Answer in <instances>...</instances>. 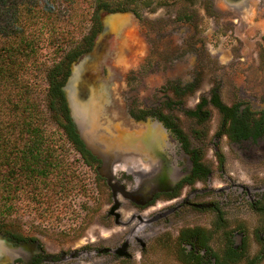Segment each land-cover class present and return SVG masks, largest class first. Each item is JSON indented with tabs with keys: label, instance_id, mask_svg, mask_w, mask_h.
<instances>
[{
	"label": "rangeland",
	"instance_id": "obj_1",
	"mask_svg": "<svg viewBox=\"0 0 264 264\" xmlns=\"http://www.w3.org/2000/svg\"><path fill=\"white\" fill-rule=\"evenodd\" d=\"M146 2L138 7L140 18L132 11H100L102 29L94 47L74 62L68 81L81 135L104 161L105 178L81 161L70 143L67 157L76 161L85 190L53 194L42 207L23 196V211L0 217V232L35 238L49 255H62L61 264H117L95 240L108 237L114 248L139 219L149 233L147 246L132 247L134 257L121 262L183 264L177 256L178 232L214 228L217 217L210 203L219 202L226 226L237 230L233 242L246 235L249 254L260 253L264 264V135L232 140L219 108L210 101L196 107L200 98L217 94L227 106L264 108V0ZM175 14H189L193 22L176 24ZM44 106L53 130L55 114L46 100ZM162 113L178 119L189 149L157 120ZM192 151L199 174L207 175L203 182L181 183L185 197L161 208L169 198L160 193L153 203L159 207L140 215L156 192L176 188L189 175ZM222 184L230 189L227 195L216 192ZM142 231L139 227L138 234ZM223 234L215 236V247L224 243ZM86 244L92 245L89 252L80 247Z\"/></svg>",
	"mask_w": 264,
	"mask_h": 264
},
{
	"label": "trees",
	"instance_id": "obj_2",
	"mask_svg": "<svg viewBox=\"0 0 264 264\" xmlns=\"http://www.w3.org/2000/svg\"><path fill=\"white\" fill-rule=\"evenodd\" d=\"M146 1L0 0L1 218L22 212L23 196L42 207L53 201V194L85 190L76 161L67 157V146L71 143L80 160L91 168L100 159L84 141L72 116L66 86L73 64L93 49L102 29L101 10L132 11L140 18L138 7ZM43 99L56 117L53 130L49 128ZM213 103L229 121L232 140L257 139L264 133V112L241 117L236 106H227L218 95ZM148 113L147 110L141 118ZM158 117L180 134L189 149L181 126L174 127L175 122L170 124L163 113ZM216 231L201 226L188 228L180 244L192 236L198 251L185 252L182 247L179 258L187 264H261L260 253L249 254L247 240L235 247L231 231L226 233L222 246L212 247L211 242L219 234Z\"/></svg>",
	"mask_w": 264,
	"mask_h": 264
},
{
	"label": "flooded vegetation",
	"instance_id": "obj_3",
	"mask_svg": "<svg viewBox=\"0 0 264 264\" xmlns=\"http://www.w3.org/2000/svg\"><path fill=\"white\" fill-rule=\"evenodd\" d=\"M174 17H175V20L177 21L176 24H179V25H181V24H189L190 22H193V17L190 16L189 14H184V15L175 14ZM193 36H195L194 33H193ZM197 41L195 43H193V46L197 43ZM197 57H198V55L196 54V59H197ZM215 95H217V94H214L213 96H211L208 99L206 98L207 100L204 99V98H202V99L200 98L199 101H198V104L196 106L197 109H200L201 106L204 105L207 101H210L211 103H213V98L215 97ZM70 106H71V104H70ZM233 106H236V105H233ZM236 107H237V110L239 111L241 117L242 116L243 117L244 116H249L250 115L249 113H251V112H257V115L260 116L261 113L264 112V108H260L259 111H255V110H252L251 108H248V107L247 108H242L241 105L236 106ZM71 111L73 112L72 107H71ZM164 116H165L166 120L170 124H172L173 121L175 122L176 126H174V127H180V124L177 122L178 119L175 116H170L169 114H164ZM157 120H159L163 124L165 129L170 131L173 134V136L180 141V143L182 144V146L186 150V147H185V144H184V139L182 137H179L180 134L178 136L177 135L178 132L175 133V131H173V129L167 127L165 122L163 120H161L159 117H158ZM74 121H75L76 126H77V121L75 119V116H74ZM227 135L229 136V134H227ZM262 135H264V133ZM250 138L255 140V138H253V137H250ZM177 139H175V140H177ZM189 156L191 158V167H190L189 175L188 176H184V178L181 179L182 181L179 182L178 185H176V188L178 187L177 189L173 188L170 191H165V192H160L159 191V192H156L154 194V198L152 199L153 201L151 200L150 201L151 203L149 202L148 205H145L144 207H142V210L139 213L140 215L147 213L149 211V209H150V206H154L155 208L159 207L158 204L154 205L153 203H155L156 200L158 201V199H155V198L158 195H160V193H164L165 194L164 196L165 197L167 196V198H169V199H166L167 202H164L160 206V208H161V207H163V206H165L167 204L174 203L177 200H181V199H183L185 197V193H183V194L181 193L180 194V192H179V189H180V187L182 185L181 183L184 182L185 184H183V185L185 187V186H191L190 184L194 183L195 180H201V181L204 180L205 176H207V175L205 174V176H203V175L199 174L200 173V169H201L200 168L201 166L199 164L200 163L199 159L198 158H194V160H193V151L191 153H189ZM99 159H100V157H99ZM195 159H197V161H195ZM103 164H104V161H102L100 159V163L95 165L96 173L99 174L98 176L100 178L101 177L105 178L104 177L105 175L102 174ZM196 173H197L198 176H203V177H201V178L200 177H196V175H195ZM189 178H191V179H189ZM137 187H139V186H137ZM213 187L214 188H212V190L215 191L216 187L214 185H213ZM222 187H224V184H222L221 186H217V188H221V189H217L216 192H220V190H222L221 191L222 193H219V194L227 195L228 194L227 192L230 189L229 188H222ZM206 190H209V189H206ZM241 191H242V193H244V190H241ZM135 193L137 194V192H135ZM112 198L114 199V201L116 200V196L114 194H112ZM136 199L137 200L140 199V201H144L143 204H145V200L143 199V195H138V198H136ZM194 205H196V203ZM220 205H221V203H219V202H217V203L211 202L210 203V207H211L210 209L212 210L211 213H214L215 216L217 217L216 218L217 221H215L214 228H211V229L212 230L216 229L217 233H221V231H222V233H224L222 236L225 239L226 233H228L230 231L235 233V232H237V230H230L229 227L226 226L227 225L226 224V218L224 216L223 208ZM207 206H209V204ZM121 207H122V204H121ZM207 209H209V208H207ZM135 210H137V209H135ZM139 222L140 221L138 219L136 223H132L130 226H128V230L126 232H123V235H122V237L124 236L123 239L122 238L119 239L121 241V243L119 245H115L114 248L111 247L113 241L112 240H106L105 241V239H108V237H105L103 235H101L100 238L95 240L96 244H94V245L97 246V248L99 247L98 248L99 250H100V248L103 249V247H104V249H106L105 251H108V253H112L111 257H110V262H111V260L112 261L114 260V262H117V264H123L121 262V260L123 258H131L132 259L134 257L133 254H131L132 247L136 248V246L138 247V245L143 246V247L147 246V237H148L149 233H148V230L145 228L144 225H142V226L139 225ZM139 227H140V230H143L142 234H138ZM193 227H196V226H193ZM193 227H185V228L181 229L178 232L177 242H178L179 248L177 250V253H178L177 256H178V259L180 261H182V260L179 258V253H180L182 247L185 248V250H184L185 252L193 251V249L196 252L198 251V249L195 248L197 246L193 242V237L192 236L190 237V241H184V243L182 245L180 244V239L184 236V233L186 232V230L188 228H192L193 229ZM164 237H163V240H165ZM244 239L246 240V235H244V237L239 240L240 241L239 244H235L234 243L235 247H238L241 244H243ZM86 245H88V246H80V247L85 248L86 250H88L87 252H89V249H90V247L92 245L91 244H90L91 246L89 244H86ZM211 245H212V247H214V244L212 242H211ZM75 248H78V247H74V249ZM204 251L205 250H203V252ZM86 254L89 255V253H86ZM85 257H86V255H85ZM62 259H63V256L59 255L58 253L49 255V252L46 250L45 246L40 241L36 240L35 238H23L21 236L15 235L14 233L7 234L6 232H0V264H45V262H47L49 264L50 263L51 264H61ZM75 264H80V263L79 262H75ZM81 264H84V263L82 262ZM183 264H187V263L183 262Z\"/></svg>",
	"mask_w": 264,
	"mask_h": 264
},
{
	"label": "bare ground",
	"instance_id": "obj_4",
	"mask_svg": "<svg viewBox=\"0 0 264 264\" xmlns=\"http://www.w3.org/2000/svg\"><path fill=\"white\" fill-rule=\"evenodd\" d=\"M67 93H68V99H69V90H67ZM72 96V95H71ZM69 102H70V104H71V101H70V99H69ZM71 107H72V104H71ZM72 110H73V114H74V116H75V119H76V121H77V115H76V110H74L73 109V107H72ZM77 128H78V130H79V132H80V129H79V125H78V121H77ZM81 133V132H80ZM85 138V137H84ZM85 140V139H84ZM90 145V144H89ZM92 147V146H91ZM94 148V147H93ZM97 148V147H96ZM96 148H94V149H96ZM97 150V149H96ZM98 151V150H97ZM99 152V151H98Z\"/></svg>",
	"mask_w": 264,
	"mask_h": 264
},
{
	"label": "water",
	"instance_id": "obj_5",
	"mask_svg": "<svg viewBox=\"0 0 264 264\" xmlns=\"http://www.w3.org/2000/svg\"><path fill=\"white\" fill-rule=\"evenodd\" d=\"M67 90H68V84H67V86H66V93H67ZM67 96H68V93H67ZM77 127V126H76ZM77 130H78V128H77ZM79 131V130H78Z\"/></svg>",
	"mask_w": 264,
	"mask_h": 264
}]
</instances>
